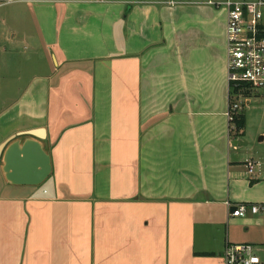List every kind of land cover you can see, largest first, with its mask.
<instances>
[{
  "label": "crops",
  "instance_id": "0c3cea01",
  "mask_svg": "<svg viewBox=\"0 0 264 264\" xmlns=\"http://www.w3.org/2000/svg\"><path fill=\"white\" fill-rule=\"evenodd\" d=\"M220 1L15 2L45 62L4 97L0 144L44 127L52 173L9 184L0 155V264H225L228 242L264 256V212L228 207L264 203V88L243 91L236 135Z\"/></svg>",
  "mask_w": 264,
  "mask_h": 264
},
{
  "label": "built area",
  "instance_id": "2783aa9c",
  "mask_svg": "<svg viewBox=\"0 0 264 264\" xmlns=\"http://www.w3.org/2000/svg\"><path fill=\"white\" fill-rule=\"evenodd\" d=\"M227 11L226 58L229 79L230 130L242 109L244 90L264 88V0H223L211 2ZM253 172V161L247 163ZM231 216L264 212V203H228ZM235 208V209H234ZM225 264H260L261 258L251 243H230L224 250Z\"/></svg>",
  "mask_w": 264,
  "mask_h": 264
},
{
  "label": "rangeland",
  "instance_id": "374dc122",
  "mask_svg": "<svg viewBox=\"0 0 264 264\" xmlns=\"http://www.w3.org/2000/svg\"><path fill=\"white\" fill-rule=\"evenodd\" d=\"M17 0H12L11 2H8V0H0V15H13L15 8H18V13H21L23 16V19H17L16 21H9L11 24L10 26L17 30L19 33V36L16 39L10 40L9 33L6 32L3 36V38H0L2 42L4 43L5 48L7 49V52H1V60L4 61V66L9 65V67L2 68L1 61H0V74L3 76V84H1L0 89V110L1 107L6 103L4 100V97L8 95H14V91L17 89V87H20L21 89L25 87L23 84L27 78V76L32 73L33 71L43 72L41 70L40 63L45 62L43 60L44 52L41 48L38 50H34L32 42L28 38H24V33H26V36H32L33 38H36V30H35V24L34 21L30 18L28 7L26 3H19L16 4ZM18 7H15L17 6ZM37 59L39 61H37ZM49 58H46V61ZM49 62V60H48ZM46 65V64H45ZM57 70V68L54 66V61L51 57V72L54 73V71ZM13 72H17V78L14 75ZM61 73L55 75L53 78L54 80L57 79V76H60ZM17 84H21L17 86ZM259 137L256 133H253L250 136V143H253L256 147L259 145ZM260 258L262 259V264H264V256L262 253L259 252Z\"/></svg>",
  "mask_w": 264,
  "mask_h": 264
},
{
  "label": "water",
  "instance_id": "95a60500",
  "mask_svg": "<svg viewBox=\"0 0 264 264\" xmlns=\"http://www.w3.org/2000/svg\"><path fill=\"white\" fill-rule=\"evenodd\" d=\"M46 136L44 127L34 128L18 132L0 144L2 171L9 184L38 186L51 175Z\"/></svg>",
  "mask_w": 264,
  "mask_h": 264
},
{
  "label": "trees",
  "instance_id": "16d2710c",
  "mask_svg": "<svg viewBox=\"0 0 264 264\" xmlns=\"http://www.w3.org/2000/svg\"><path fill=\"white\" fill-rule=\"evenodd\" d=\"M234 124H235L234 132L236 133V135L241 134V131H243L245 127V115L243 112L237 114Z\"/></svg>",
  "mask_w": 264,
  "mask_h": 264
}]
</instances>
